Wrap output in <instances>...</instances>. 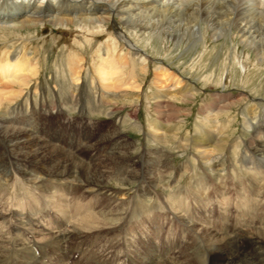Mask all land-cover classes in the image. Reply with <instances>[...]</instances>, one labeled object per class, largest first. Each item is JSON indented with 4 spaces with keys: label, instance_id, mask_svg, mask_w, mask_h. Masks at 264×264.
I'll return each mask as SVG.
<instances>
[{
    "label": "rangeland",
    "instance_id": "obj_1",
    "mask_svg": "<svg viewBox=\"0 0 264 264\" xmlns=\"http://www.w3.org/2000/svg\"><path fill=\"white\" fill-rule=\"evenodd\" d=\"M56 27L46 24L39 25L38 29L0 30V48L8 46L12 53L26 43L28 52L35 54L33 56L39 63L38 75L30 80L29 88L25 90L30 94L24 93L31 97L30 100L36 97L37 101L31 100L26 104L21 99L5 104L0 107V115L9 108V115L4 113L7 117L31 118L34 131L49 137L64 153L70 154L65 153L71 159L70 163L75 165V174L68 178L44 176L53 182L51 189L49 183L46 185L48 181L45 187H38L35 176L43 175L33 169L31 175L23 178L20 168L26 170L27 167L20 163L15 167L13 155L8 152L0 136V160L9 163L0 175V210H16L23 221L18 224L12 218L0 219V264H24L21 262L23 250L17 248L20 243L29 246V250L31 248V255L38 260L37 264H130L131 260L137 258L135 246L139 252L147 243L155 246L157 255L166 248L179 250L174 257L184 261L188 247L196 243L204 229L213 225L218 227L223 213L230 211L228 217L234 219L237 205L245 198L250 200L251 206L246 210L243 207L241 214L246 211L249 214L240 215V221L264 233V224L255 215L254 208L257 206L252 199H260L264 188L258 186L261 192L248 188L252 173L259 168L261 171L264 169V153L256 150L260 146L255 141L256 138H264V61H259L254 52L242 46L237 39L231 43L226 38L215 40L206 37L205 41L186 47L185 43L179 44L181 46L166 40L162 43L149 35L148 31L136 29L132 33L133 42L144 50L147 58V68H137V74L134 73L136 82H140L139 91L119 87L113 91L117 94L128 92L125 98L105 102L107 105L97 104L99 101L91 105L83 102L88 100L89 82L94 76L93 67L98 58L95 56L98 51L94 55L95 48L104 47L108 39L106 35L92 34L94 37L88 42L89 38L82 34L85 28H74V25ZM76 39L82 42L80 47L78 42L75 43ZM1 40L7 41L3 43ZM11 44L14 47L9 46ZM84 44L87 47L82 48ZM98 44L101 46L96 47ZM90 47L94 48L93 51ZM79 54L84 59L80 73L82 83L78 85L79 92H73L66 62L70 56L78 57ZM161 66L183 78L191 93L188 98L180 94L170 101L171 105H166L168 108H162L172 115L167 123L176 134L163 133L162 129L150 126L151 122L158 120L159 115L155 96L167 94L172 89L157 73ZM99 89H93L92 93L97 94L101 91ZM138 93L140 98L137 100L134 94ZM218 95H225L224 101L232 103L226 108L216 107L212 110L211 105L216 100L224 103ZM75 97H81L82 103L78 106L74 103ZM131 115L137 117L138 126L127 120V116ZM251 122L253 127L250 128L247 125ZM199 129L211 130L216 138L214 144L219 142L220 147L225 145L224 150L201 153L190 145V140L185 145L182 138L194 137ZM113 144H119V149L115 151L120 153L111 154ZM145 155H160L157 159L159 162H146ZM221 156L224 157L220 162L222 165L214 166L217 162L211 157ZM249 167L252 168L249 170ZM85 171H95L93 177L98 176L97 181H100L97 185L90 184L87 188L89 191L77 185L83 182ZM61 183L66 184L65 187ZM176 193L183 196L182 200L190 202L189 209L191 205L192 210L188 212L193 214L197 225L192 230L183 227L176 218L175 205L170 204L169 198ZM57 194L64 200H59ZM198 196L201 202L196 198ZM241 196L242 200L237 202ZM226 197L230 205L224 204ZM60 205L61 211L68 213L67 219L75 216L78 211L76 207L81 208L83 213H107L113 218L110 216L112 220L106 222L100 220L94 223L96 226L87 228L85 233L63 239L59 245L47 243V240H43L47 238L43 234V237L38 236L42 240L37 244L36 229L59 228L62 216L59 214L61 211L57 214L56 210ZM31 209L36 220L33 223H29L25 216ZM248 242L247 239L241 240L231 251L249 250L251 246ZM201 252L204 253L203 250ZM222 258V253H212L206 257V262L218 264Z\"/></svg>",
    "mask_w": 264,
    "mask_h": 264
},
{
    "label": "bare ground",
    "instance_id": "obj_2",
    "mask_svg": "<svg viewBox=\"0 0 264 264\" xmlns=\"http://www.w3.org/2000/svg\"><path fill=\"white\" fill-rule=\"evenodd\" d=\"M46 24L55 25L60 28L70 25H74V28H85L86 30L84 29V32L81 30L80 31L86 38H89L88 42L94 37V35H106V39L108 40L105 41H108V43L105 42L106 44L104 45L103 41L102 43L104 47L102 48L97 47L100 44L96 45L98 49L95 48L94 55L98 51V55H95L98 56V58L97 60L95 59L96 61L93 67L94 76L89 82L90 89L87 93L89 96L87 100L88 102H83L89 104L92 103L91 105H95L96 101H99L97 104H102L108 101L117 102L118 100L125 98V94H129L128 92L122 94H117V92H114L117 91L119 87L125 86L132 91H139L140 82H136L134 73L137 68H139V70H145L147 68V58L143 54L144 50L137 46L136 43H134L135 41L132 39V33L135 32L136 29H138V31H148L147 33H149V35L155 39L157 38L162 43H164L165 40L172 41L175 45L185 43L187 45L186 47L205 41L206 37L215 40L226 38L230 39L231 43L233 40L237 39L239 43L242 44V46L250 48L259 61H264V0H0V30H21L25 27L37 28L39 25L45 26ZM88 29H91V31L93 29L94 30L93 32L89 31V33L87 31ZM15 35L17 34L15 33ZM66 35L68 36V34ZM73 36L72 38H74ZM84 36H82V38ZM83 39L81 40L83 41ZM6 41L7 40H5V42ZM76 42L79 43L78 45L80 47L82 42L77 39L75 40V43ZM83 43H87V41H84ZM234 44L236 45V43ZM2 45L4 46L5 44ZM21 45H23V43ZM9 46L12 47L13 45L11 44ZM84 47L87 46L84 44L82 48ZM28 48L29 47H26V43L20 50L13 52L11 51L12 53H10L8 46L4 47L3 49L2 47L0 48V107L21 99L22 102L26 104L32 101H37L36 97H34L33 100L31 99V101V97L29 98L26 96L27 94L24 95L26 92L29 93L25 90L29 88V84L31 82L30 80L35 78L39 73L38 60L35 56H33L35 54L32 55L28 52ZM74 48L75 47H73V49ZM93 49L94 48L92 47L91 51H93ZM83 60V55L81 57L79 54L78 57L70 56L69 61L66 62L68 66L67 71L69 77L71 78L73 92H77L80 88L78 85L82 83L80 81V73L83 68ZM240 65L242 64L240 63ZM157 73L162 76L163 82H165V80L167 81L166 83L168 84V87L172 89L167 94H158L155 96V107L159 115L158 120L151 122L150 126L162 129L163 133L167 131L175 133L173 128L168 127L167 123L170 122L172 115H169V112L163 110L162 108H168L166 105H171L170 101L175 97L180 96V94L182 97L184 96L188 98L191 96V93L188 91L189 87H186L187 84L185 82L183 83V78H181L175 72L173 73L166 67L161 66L157 69ZM95 88H100L101 91H99L97 94L92 93L93 89L95 90ZM134 96L137 100L140 98L139 93L134 94ZM83 97L84 96H82V98ZM217 97H222V101L225 100V95H218ZM80 98H74L76 99L74 103L77 106L78 104L82 103ZM219 101L221 100H216L218 103L213 102L210 109L213 110L216 107H220V109L221 107L226 108L230 105V103H232V101L229 103L224 101V103L220 104ZM65 102L66 101L63 103L64 105ZM8 109H5V114L8 113ZM4 113L0 115V136L2 137L3 144L7 147L8 152H11L13 155L12 160L15 167L19 166V163L24 164L25 167H27L25 168L26 170L20 168L23 178H26V176L29 174L31 175L30 172L34 169L36 170L37 174L43 175L35 176L36 185H38V187L44 186L45 182L48 181L46 185L49 183V187L51 189L52 187L50 184L53 182L48 180L46 177L61 178L66 176L68 178V176L70 177L72 174H75V165L70 163V158L68 159L70 154L65 152L68 155L67 156L62 151V149L57 146L56 143L51 142L49 137L42 136L38 132L36 133V131H34L35 125L33 122H31V118L27 120L18 117L10 118L5 116ZM134 113L135 110H133V114ZM136 118L134 115L129 117L127 116L129 123L138 126L136 123ZM247 126L250 128L253 127L252 122ZM195 134L196 135L194 137L185 136L182 138L183 142L186 143L185 145H187L190 140V145H192L193 148L199 150L201 153H210L214 149L220 151L224 150L225 145L220 147L219 142L214 144L216 138L215 135L211 133V130L199 129V131ZM255 141H258L257 144L260 146L258 149H255L264 153V138L259 137L256 138ZM118 145L113 144L111 147V154L113 152H119L115 151V149H119ZM63 154L66 156H62ZM145 157L147 158L146 162L149 160L150 162H156V160L160 158V155H155L152 157L145 155ZM222 157L223 156H221V158L211 157V160L215 161V163L217 162L214 164V166L219 165ZM218 159H220L219 162ZM7 163L8 162H2L0 160V175L4 172V170H6ZM29 167H31L30 170ZM251 168L249 167L247 169L250 170ZM83 174H85V178L82 183H77L78 188L89 191L90 189L87 190V188L90 184L97 185V182L100 183V181H97L98 176L93 177L95 175V171H85ZM252 174L253 175H251L249 178L250 185L248 188L255 191H259L258 186H260V188H264V182L261 181L264 179V169L261 171L259 168V170ZM217 180L220 181L219 179ZM65 185L63 184L64 187ZM263 191L264 190H262V192ZM56 197H58L59 200H64L61 195L57 194ZM169 198L171 200L170 204L175 205V209L173 210L174 212L176 211V218L179 223L187 229L192 230L195 228V226H197L196 223H194L195 218L192 213L188 212L189 210H192L191 205L189 209V200H182L183 196L181 197L180 193H176ZM196 198H198V200L201 202L199 196ZM242 198L243 196H241L237 202L242 200ZM180 199L182 201H180ZM226 199L224 204L230 205L229 198L226 197ZM252 199L257 206L254 208L255 215L264 224V201H262L264 200V192L262 193L260 199ZM249 201V199L245 198L241 204L237 205V213L240 214L235 213L236 215L234 219H230L228 217L230 211L228 214L223 213L220 215L221 221L219 222L218 227L215 225L212 227L209 226L208 228L206 227L204 229L205 231H203V233L200 232L201 235L199 236L198 234L199 238L197 237L195 241L196 243L188 247L186 252L187 256L184 261L176 260L174 257V255L177 254L179 250L166 248L160 255H157L155 246H153L152 243H150L151 245L147 243L148 245L142 246L139 252L137 250L138 247L135 246V252L137 253L138 259L136 258L131 260L130 264H207L206 257L210 256L212 253L214 254L218 252L222 253L223 256L222 260L218 264H264V233L253 230L252 227H250L251 225L245 226V224L242 223L239 218L240 215L249 214L247 211L241 214L243 207L245 210L250 208L251 203ZM57 207L58 210H56V212L58 214L62 207L61 205ZM224 209L227 212L226 207ZM1 210L0 219L6 218L7 220V218H12L18 224L23 222L20 220L21 214L16 210L11 212ZM76 210L78 211L71 219H67L68 213L66 210L65 212L61 211L59 213L62 216H60L62 218L61 222L58 223L60 224L59 228L53 230H46L43 228H40L39 230L36 229V243H41L42 239L39 237L41 239L39 240L38 236H42L43 234L45 235V238L47 237L46 239H43L45 241L47 240V243H50L51 245H59L63 239L72 238V236L75 235L80 236V234L85 233L87 228L89 229L90 226H96L95 224L100 220L106 222V220L109 221L113 218L111 214L110 216L112 218L108 216L109 214L107 213H101L99 215H95L92 212L83 213L81 211L82 209L79 207H76ZM33 211L34 210L31 209L30 211L26 212L25 216L27 219H29V223L36 221L33 218ZM221 212H224V210ZM243 239H247L249 241L248 243L251 246L250 249L246 251H240V249L231 251V248H235L234 245L239 244V242ZM28 247H26L24 243L18 244V250L19 248L20 250H23L21 262L24 264H37L38 260L32 257L31 248L29 250ZM202 250L204 253H206V256L203 252H201ZM89 254L93 255V252H90Z\"/></svg>",
    "mask_w": 264,
    "mask_h": 264
}]
</instances>
